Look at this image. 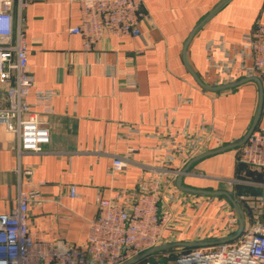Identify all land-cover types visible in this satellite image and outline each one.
Returning a JSON list of instances; mask_svg holds the SVG:
<instances>
[{"label": "crops", "instance_id": "1", "mask_svg": "<svg viewBox=\"0 0 264 264\" xmlns=\"http://www.w3.org/2000/svg\"><path fill=\"white\" fill-rule=\"evenodd\" d=\"M143 1L147 19L140 37L106 35L89 51L79 35L69 32L81 20L69 0H32L26 8L35 89L56 93L54 112L46 117L51 143L44 152L19 157L14 135L0 124V216L17 206L19 189L38 188L42 204L33 202L29 208L34 238L81 245L98 199L123 192L132 200L141 178H161L160 211L169 220L159 246L169 247L135 264H168L182 249L226 238L239 227L227 196L181 190L176 183L181 174L173 185L166 183L159 169L170 151L176 156L171 167L184 172L181 185L230 194L241 204L244 228L252 219L246 204L264 205V169L238 162L240 146L232 147L257 115L256 128H264V78L209 90L197 82L184 58L188 43V64L201 81L222 85L208 43L223 40L229 47L242 41L257 21L264 22V0ZM212 56L224 57L218 49ZM209 129L216 138L203 154L213 153L189 158L181 146L205 137ZM115 156H129L134 164L111 175ZM234 220L238 227L233 232Z\"/></svg>", "mask_w": 264, "mask_h": 264}, {"label": "built area", "instance_id": "2", "mask_svg": "<svg viewBox=\"0 0 264 264\" xmlns=\"http://www.w3.org/2000/svg\"><path fill=\"white\" fill-rule=\"evenodd\" d=\"M32 0H0V124L14 135L19 157L49 149L51 131L46 117L54 112L52 90L35 89L29 70V48L24 12ZM80 13V23L69 29L82 38L83 48L92 50L104 36L140 37L147 19L143 0H69ZM223 40L208 43L211 64L221 71L223 84L241 78H264V22L257 21L242 41L226 47ZM223 52V59L212 56ZM205 137L196 136L185 146L189 158L202 155L212 130ZM139 130L133 129L131 133ZM176 156L168 153L159 174L173 185L182 169H173ZM238 162L254 169H264V128H255L239 148ZM129 156H115L111 175L133 165ZM166 178V179H167ZM170 179V181H169ZM169 181V182H168ZM161 178H141L139 193L132 200L118 192L97 201V214L90 221L87 241L69 245L59 240L46 242L30 231L31 203L42 204L38 188L19 189L17 206L0 216V264H124L139 254L159 246L169 217L160 211L163 196ZM72 198L76 186L70 187ZM251 223L234 240L182 249L172 264H264V205L255 202ZM238 227L237 220L230 226Z\"/></svg>", "mask_w": 264, "mask_h": 264}, {"label": "water", "instance_id": "3", "mask_svg": "<svg viewBox=\"0 0 264 264\" xmlns=\"http://www.w3.org/2000/svg\"><path fill=\"white\" fill-rule=\"evenodd\" d=\"M191 37H192V35H191ZM191 37L189 38V40L191 39ZM189 40H188V42H189ZM187 44L185 45V48H184V58H185V62L187 64L188 69L191 71V73L196 78L197 82L203 88L209 89V90H222V89H226V88L233 87L235 85H238L240 83H243V82L249 81V80L259 81V78H257V77H251V78H242L240 80H237V81H234V82H231V83H227V84L218 85V86H209V85L203 83L201 81V79L197 76V74L195 73V71L192 69V67L188 64L187 56H186ZM257 119H258V115L255 117V120H254V123H253L252 127L250 128V130L248 131V133L244 136V138L241 141H239L238 143L233 144L232 147L241 146L242 144H244L246 142V140L248 139V137L251 134V132L256 128ZM219 150H222V149H219ZM211 153H213V152H207L205 154L199 155L196 159H200V158H202V157H204L206 155H209ZM184 171L186 172L187 171V168ZM181 180H182V173H181V175L178 177V179L176 181L177 186L181 190L190 191V192H194V193L209 194V195H220V194H223V195L227 196L229 198V200L232 202V204H233V206L235 208V211H236V213L238 215V218H239V227H238V230L236 231V233H234L233 235L228 236L226 238L217 239V240H214V241H207V242L202 243L200 245L217 244V243H223V242L231 241V240L236 239L242 233V231L244 229V218H243V214L241 212V209L239 208L238 203L232 198V196L230 194H228L225 191H205V190H199V189L186 188L183 185H181ZM172 246H178V244H174ZM172 246H170V247H172ZM168 247H169V245H168ZM168 247L167 246H161V245L160 246L153 247V248H151V249H149V250H147V251L139 254L138 256L134 257L133 259L127 261L124 264H135L138 261H140V260L144 259L145 257L149 256L150 254H152L154 252H157V251H160V250H164V249H166Z\"/></svg>", "mask_w": 264, "mask_h": 264}, {"label": "rangeland", "instance_id": "4", "mask_svg": "<svg viewBox=\"0 0 264 264\" xmlns=\"http://www.w3.org/2000/svg\"><path fill=\"white\" fill-rule=\"evenodd\" d=\"M234 183H237L236 181H234ZM224 198V197H223ZM226 199V198H225ZM236 201V200H235ZM237 203H238V205H239V207H240V203H239V201L237 200L236 201ZM250 203L249 204H246V209H247V211H246V209H244L243 208V213H245V211L250 215V218H252V214H253V212H254V208H253V206H254V203H253V200H250L249 201ZM242 208V207H241ZM235 214H236V212H235ZM237 215V214H236ZM237 218H238V215H237ZM138 264H146V262H139ZM168 264H172V261H171V263H170V261H169V263Z\"/></svg>", "mask_w": 264, "mask_h": 264}]
</instances>
